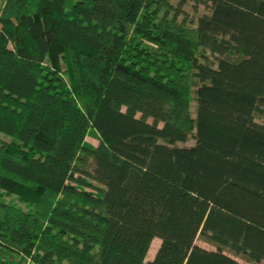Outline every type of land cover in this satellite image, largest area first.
<instances>
[{"label": "trees", "instance_id": "obj_1", "mask_svg": "<svg viewBox=\"0 0 264 264\" xmlns=\"http://www.w3.org/2000/svg\"><path fill=\"white\" fill-rule=\"evenodd\" d=\"M0 191V264H264V0H0Z\"/></svg>", "mask_w": 264, "mask_h": 264}, {"label": "rangeland", "instance_id": "obj_2", "mask_svg": "<svg viewBox=\"0 0 264 264\" xmlns=\"http://www.w3.org/2000/svg\"><path fill=\"white\" fill-rule=\"evenodd\" d=\"M86 142L91 145V146H96L99 144V136H98V133L94 130V129H91L86 137ZM193 141H189L188 144H192ZM87 190H89V188H87ZM0 197L3 199V200H6L8 202H11V201H14L16 203H18L20 206L22 207H26L25 204H21L19 203L20 201L14 197V196H7V195H4L2 191H0ZM196 243L198 245H200L201 247H204L208 250H213L214 249V246L209 244L208 242L204 241L203 239L201 238H197L196 239ZM161 244V240L159 238H155L151 244V247L148 251V254H147V260H152L154 257H155V254L159 248Z\"/></svg>", "mask_w": 264, "mask_h": 264}]
</instances>
